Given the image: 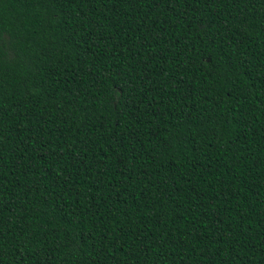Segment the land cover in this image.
I'll list each match as a JSON object with an SVG mask.
<instances>
[{"label":"trees","instance_id":"obj_1","mask_svg":"<svg viewBox=\"0 0 264 264\" xmlns=\"http://www.w3.org/2000/svg\"><path fill=\"white\" fill-rule=\"evenodd\" d=\"M0 264H264V0H0Z\"/></svg>","mask_w":264,"mask_h":264}]
</instances>
